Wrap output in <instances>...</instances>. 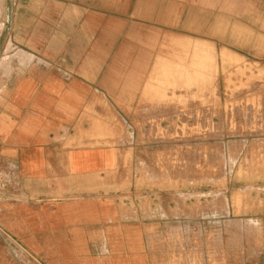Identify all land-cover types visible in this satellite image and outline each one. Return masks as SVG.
<instances>
[{
	"label": "crops",
	"instance_id": "0c3cea01",
	"mask_svg": "<svg viewBox=\"0 0 264 264\" xmlns=\"http://www.w3.org/2000/svg\"><path fill=\"white\" fill-rule=\"evenodd\" d=\"M170 5L15 0L0 61V264H171L173 258L180 264L168 247L176 231L184 241L185 221L155 222L154 214L168 207L155 208L148 192L139 204L137 189H119L127 182L126 156L128 166L137 167L147 149L137 123L153 51L135 39L168 31L171 15L183 12ZM210 5V15H217L218 0ZM238 5L227 0V15ZM240 5L248 28L251 15L255 21L264 16V0ZM1 7L2 0L0 15ZM112 118L131 138L115 146L73 145L78 138L99 141L100 126ZM209 224L197 222L194 230H225L220 239L227 261L234 222Z\"/></svg>",
	"mask_w": 264,
	"mask_h": 264
},
{
	"label": "rangeland",
	"instance_id": "374dc122",
	"mask_svg": "<svg viewBox=\"0 0 264 264\" xmlns=\"http://www.w3.org/2000/svg\"><path fill=\"white\" fill-rule=\"evenodd\" d=\"M210 1L171 0L170 9L183 12L171 15L169 30L135 39L153 51L137 123L140 146L147 149L137 167L128 166L126 156L127 182L119 189H137L139 204L148 192L155 208L168 207V213L154 214L155 222L185 221L184 241L171 231L175 240L168 247L181 256L180 264H264V16L255 21L251 15L248 28L241 0L233 20L227 0H218L217 15H210ZM12 4L2 0L0 61L8 12L10 35L18 7ZM119 120L100 126L105 133L99 141L78 138L73 145L115 146L131 138ZM231 220L225 261V230L205 227ZM197 222L207 226L195 231Z\"/></svg>",
	"mask_w": 264,
	"mask_h": 264
},
{
	"label": "water",
	"instance_id": "95a60500",
	"mask_svg": "<svg viewBox=\"0 0 264 264\" xmlns=\"http://www.w3.org/2000/svg\"><path fill=\"white\" fill-rule=\"evenodd\" d=\"M11 4H12V0H11ZM12 7H13V4H12ZM11 11H12V9H10L9 12H8V21H7L8 27L6 28L5 33L3 35L4 39L6 38L5 39L6 42L3 41L5 46L7 44L8 38H9V30H10V26H11V22H12V13H11Z\"/></svg>",
	"mask_w": 264,
	"mask_h": 264
},
{
	"label": "bare ground",
	"instance_id": "6f19581e",
	"mask_svg": "<svg viewBox=\"0 0 264 264\" xmlns=\"http://www.w3.org/2000/svg\"><path fill=\"white\" fill-rule=\"evenodd\" d=\"M6 30V29H5Z\"/></svg>",
	"mask_w": 264,
	"mask_h": 264
}]
</instances>
